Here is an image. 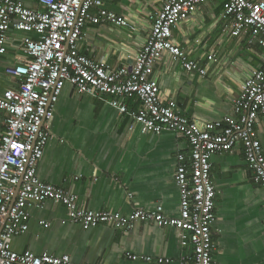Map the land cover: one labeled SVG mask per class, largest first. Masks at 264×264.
Masks as SVG:
<instances>
[{
  "label": "crops",
  "instance_id": "0c3cea01",
  "mask_svg": "<svg viewBox=\"0 0 264 264\" xmlns=\"http://www.w3.org/2000/svg\"><path fill=\"white\" fill-rule=\"evenodd\" d=\"M165 1L104 0V7L127 18L131 27L88 22L80 52L113 69L133 65L150 34L151 16ZM225 2L206 0L173 29L174 41L207 68L206 75L187 71L169 53L155 66L165 100L174 99L183 114L203 124L224 125L243 82L264 57V48L251 41L249 30L232 35ZM24 3L34 7L37 0ZM28 36L36 37L11 31L8 51L0 59V93L19 83L7 69L24 60L21 44ZM110 99L108 94L80 93L65 82L51 121L52 138L38 166L40 178L75 193L87 209L130 214L135 208L163 205L167 215L178 216L180 189L175 173L177 154L189 151L186 137L171 129L147 131L130 112L120 113ZM129 107L141 108L143 103L129 100ZM256 132L264 150V115L256 122ZM211 161L217 189L215 264H264V186L254 181L241 145L233 152L212 155ZM9 246L17 252L69 254L75 263L88 264H153L158 257L171 259L165 264H179L192 249L181 241L179 229L154 222L137 221L130 230L109 224L85 229L54 201L31 209L29 229L13 237ZM130 254L139 258H129ZM144 256L154 260L146 261Z\"/></svg>",
  "mask_w": 264,
  "mask_h": 264
},
{
  "label": "built area",
  "instance_id": "2783aa9c",
  "mask_svg": "<svg viewBox=\"0 0 264 264\" xmlns=\"http://www.w3.org/2000/svg\"><path fill=\"white\" fill-rule=\"evenodd\" d=\"M24 1L0 0V59L8 51L12 30L36 35L22 38L24 60L7 69L17 77V87L0 93V264H88L75 263L69 254L17 252L9 246L13 237L29 229L31 209L43 208L48 201L63 204L68 218L85 229L109 224L130 230L137 221L175 227L181 241L192 247L179 264H215L217 189L212 155L243 146L254 181L264 186V150L256 132V122L264 115V57L243 82L224 125L203 124L183 114L174 99L165 100L155 66L169 53L187 71L207 74V68L173 39L174 27L206 0H166L151 16L150 34L135 63L117 69L79 50L88 22L130 26L127 18L106 9L104 0H37L34 7ZM225 17L231 20L233 36L249 30L251 41L264 48V0H226ZM66 81L80 93L110 95L112 106L120 113L130 112L147 131L171 129L186 137L189 151L177 154L175 173L180 189L178 216L167 215L163 205L135 208L130 214L87 209L80 206L75 193L40 178L38 166L52 138L51 121ZM129 100L141 101L143 107L131 109ZM41 223L49 226L46 221ZM170 261L158 257L153 264Z\"/></svg>",
  "mask_w": 264,
  "mask_h": 264
}]
</instances>
